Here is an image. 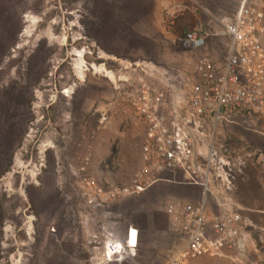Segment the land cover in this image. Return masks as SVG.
Masks as SVG:
<instances>
[{
  "label": "rangeland",
  "instance_id": "obj_1",
  "mask_svg": "<svg viewBox=\"0 0 264 264\" xmlns=\"http://www.w3.org/2000/svg\"><path fill=\"white\" fill-rule=\"evenodd\" d=\"M240 3L0 0V41L9 46L0 63V174L10 128L26 129L0 175V264H168L182 240L170 228L166 205L200 199L199 188L178 174V180L96 207L86 202L80 181L124 183L140 168L144 127L126 93L146 67L172 94L188 91L201 53L223 59L224 47L211 34ZM194 28L210 34L206 50L182 45ZM262 126L255 115L203 125L231 153L234 199L252 242L240 258L190 264H264ZM114 238L131 247L132 258L110 256Z\"/></svg>",
  "mask_w": 264,
  "mask_h": 264
},
{
  "label": "built area",
  "instance_id": "obj_2",
  "mask_svg": "<svg viewBox=\"0 0 264 264\" xmlns=\"http://www.w3.org/2000/svg\"><path fill=\"white\" fill-rule=\"evenodd\" d=\"M211 35L225 55L221 60L201 53L184 94H172L162 80L154 81L147 67L126 93L144 127L142 164L134 175L124 183L90 176L80 181L86 202L96 207L140 195L161 181L178 180V174L182 183L199 188L200 199H174L166 205L170 228L182 240L168 264H190L203 257L240 258L252 242L250 223L234 199L231 153L209 138L203 125L255 115L263 120L264 135V0H241L222 30ZM209 36L194 28L181 43L189 50H206ZM108 242L111 257H133L122 241Z\"/></svg>",
  "mask_w": 264,
  "mask_h": 264
},
{
  "label": "trees",
  "instance_id": "obj_3",
  "mask_svg": "<svg viewBox=\"0 0 264 264\" xmlns=\"http://www.w3.org/2000/svg\"><path fill=\"white\" fill-rule=\"evenodd\" d=\"M0 36L2 38L5 37L4 34L3 35L0 34ZM1 41H0V63L2 61V57L9 50V46H5V44H3ZM25 132H26V129L25 128H21V127H20V129L18 127H11L10 128V130H9V136H7V144L4 145V146H6V147H4V149L5 148L8 149V152H6L7 153L6 155H8V158L4 159V161H5V164H4L5 165V168L4 169L2 168V173L1 174H3L4 172L8 171V169L10 168V166L12 164V160H13V151L16 148V144L19 143L22 140V138L24 137ZM2 165L3 164H0V168H1Z\"/></svg>",
  "mask_w": 264,
  "mask_h": 264
},
{
  "label": "bare ground",
  "instance_id": "obj_4",
  "mask_svg": "<svg viewBox=\"0 0 264 264\" xmlns=\"http://www.w3.org/2000/svg\"><path fill=\"white\" fill-rule=\"evenodd\" d=\"M81 62H82V61H81ZM81 62H80V63H81ZM77 63H78V62H77ZM80 63L78 64V67H77V68H78L79 70H82V66H83V65H80ZM82 63H83V62H82ZM151 71H153V70H151ZM79 74L82 76V72H80ZM132 233H133V232H132ZM132 240H133V234H131V240L129 241V243H130V245H131L132 247H134V245L136 244V242H135L134 240H133V241H134V242H133ZM108 250H109V253H110V246H109V243H108ZM110 254H111V253H110Z\"/></svg>",
  "mask_w": 264,
  "mask_h": 264
},
{
  "label": "crops",
  "instance_id": "obj_5",
  "mask_svg": "<svg viewBox=\"0 0 264 264\" xmlns=\"http://www.w3.org/2000/svg\"><path fill=\"white\" fill-rule=\"evenodd\" d=\"M143 137H144V136H143ZM139 161H140V164H142V160H141V158H140ZM133 175H134V174H133ZM133 175H132V176H133ZM132 176H131V177H132ZM131 177H130V178H131ZM132 232H133V233H131V234H133V240L135 241L134 231H132ZM130 240H131V238H130ZM133 240H132V241H133ZM134 241H133V242H134ZM135 242H136V241H135Z\"/></svg>",
  "mask_w": 264,
  "mask_h": 264
}]
</instances>
